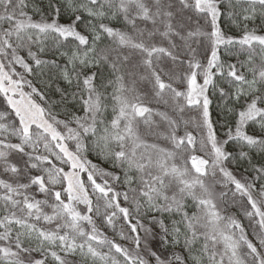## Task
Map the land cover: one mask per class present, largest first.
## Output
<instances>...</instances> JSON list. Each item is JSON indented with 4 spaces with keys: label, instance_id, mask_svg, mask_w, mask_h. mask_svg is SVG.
<instances>
[{
    "label": "snow or ice",
    "instance_id": "1",
    "mask_svg": "<svg viewBox=\"0 0 264 264\" xmlns=\"http://www.w3.org/2000/svg\"><path fill=\"white\" fill-rule=\"evenodd\" d=\"M0 264H264V0H0Z\"/></svg>",
    "mask_w": 264,
    "mask_h": 264
}]
</instances>
